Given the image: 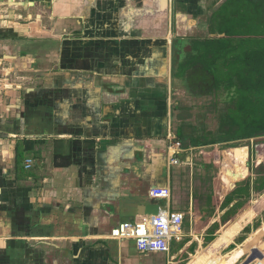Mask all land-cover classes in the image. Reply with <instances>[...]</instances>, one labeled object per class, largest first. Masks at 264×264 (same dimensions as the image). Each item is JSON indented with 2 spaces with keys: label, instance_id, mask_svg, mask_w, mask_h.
<instances>
[{
  "label": "crops",
  "instance_id": "0c3cea01",
  "mask_svg": "<svg viewBox=\"0 0 264 264\" xmlns=\"http://www.w3.org/2000/svg\"><path fill=\"white\" fill-rule=\"evenodd\" d=\"M223 1L0 0V264H174L249 209L244 190L228 196L221 180L215 200L192 154L240 140L223 139L222 122L217 136L183 140L187 108L173 103L181 79L208 73L180 75V64L195 41L219 36L212 16ZM151 204L183 216L177 250L143 254L112 237ZM261 214L216 255L248 239Z\"/></svg>",
  "mask_w": 264,
  "mask_h": 264
},
{
  "label": "rangeland",
  "instance_id": "374dc122",
  "mask_svg": "<svg viewBox=\"0 0 264 264\" xmlns=\"http://www.w3.org/2000/svg\"><path fill=\"white\" fill-rule=\"evenodd\" d=\"M217 26L219 27L220 24L217 23ZM189 47V46H187ZM188 48H186L185 52H188ZM184 48H181V55H185ZM180 55V57H181ZM192 54V51L190 53ZM206 77V79H205ZM212 76L208 73L205 76L204 72H195V74H192L191 76L186 78V82L184 79H181L178 84H176L173 87V103L178 102L181 107L187 108L186 110H183L180 112L179 116L181 115V118H177L178 122L177 125H182L183 134L180 135L183 140L186 141L188 137L194 136V137H201L203 136H217L219 131L220 123L225 121V116L227 114V109L229 107L233 106V102L231 100L235 97H237V94H233L235 90L228 89L227 84L224 83L220 86V88H217L214 86V80H212ZM211 80V87L209 89L210 95L207 97H199L195 98L192 97V93L194 90H196V87H203L205 85V81L208 82ZM193 102H196V125H193V120L191 117V113L188 112V107L193 104ZM205 102V103H203ZM205 104V105H204ZM194 106H192L193 108ZM205 110V112H204ZM199 111V112H198ZM234 117L230 118V114H228L227 122L222 130L223 138H230L233 136H245L255 133V111L251 116H246L245 111L242 112V115L245 116L247 119L244 121L243 118L241 120H238L235 116V110ZM194 113V112H193ZM190 115V116H189ZM190 119V120H189ZM238 120V121H237ZM250 121V122H249ZM206 122V123H205ZM249 122V123H248ZM190 125H187L189 124ZM202 124L205 125V127H202ZM250 124V126H249ZM192 133V134H190ZM222 148L226 155L222 156V160H218V153H215V151H218V149ZM239 149H246L242 153L239 152ZM204 151V153L202 152ZM196 159V162L203 166V170L207 171V176H205V181L211 183V186L208 185L207 191H211V195L215 200L218 198V184L219 180H221L222 184L226 181H229L230 178L228 176V171L233 176L234 174H238L236 170L240 169V167L244 165L247 174L244 178L239 179L237 181H233V183L228 185L227 195H234L238 193L240 190H244L245 196L244 204L247 207L252 201L258 200L260 197L262 198L264 196V136L257 137L253 139H246V140H240L236 142L228 143L227 145H224L222 147L219 146H213L206 149H197L192 153ZM226 161H224L225 157ZM246 162V163H245ZM210 166V170L206 169ZM210 175V176H209ZM255 180V192L251 194V189L249 188V182L252 180ZM258 204V206L252 210L253 216L251 217L250 222L257 218L261 213V216L257 219L255 224L253 225V228H257L253 233H251L250 237L246 239L242 244H239L234 251H232L230 254H226L224 256H217L216 253L208 258L207 260L203 259L204 250L198 252L195 256L189 259L191 254H194V250H197V245H201L202 248H205L209 246V242L211 241H197V244H192L189 248H187L186 252L181 254L177 259L172 261L174 264H234L235 261H238L243 254H245L249 250H254L257 256L251 257L247 260L244 264H251L250 262L253 261L256 257H263L262 260H257L256 264H264V200L262 203L254 201L252 203V206H256L255 204ZM243 204V205H244ZM239 209V205L237 206ZM250 209V207H249ZM237 210V209H236ZM246 219L247 217L244 216ZM244 218V219H245ZM243 219V220H244ZM241 218L234 222V226L232 230H235V233L237 234L242 230V228L246 225ZM190 226V223L189 225ZM199 228V227H198ZM195 228L194 230L198 229ZM232 228V225L230 226V229ZM188 230V228H187ZM245 234V233H244ZM242 235V234H241ZM245 236V235H243ZM236 238L235 243H239L242 239ZM233 239V238H232ZM231 239V241H232ZM186 240H184L185 242ZM230 241V242H231ZM184 242H177L176 240L172 241V248L173 251L177 250ZM229 242V243H230ZM181 243V244H179ZM185 244V243H184ZM200 246V247H201ZM234 248V247H233ZM246 248V252L244 251ZM254 248V249H253ZM201 250V249H200ZM219 251V250H218ZM238 252V253H236ZM262 252V254H261ZM236 253V254H235ZM202 254V255H201ZM234 255H239L234 259ZM175 256H173L174 258ZM246 259V256L244 257ZM243 258V259H244ZM169 258H166V260ZM171 260V259H170ZM190 260V261H189ZM160 262H157L155 259L152 260V264H159Z\"/></svg>",
  "mask_w": 264,
  "mask_h": 264
},
{
  "label": "trees",
  "instance_id": "16d2710c",
  "mask_svg": "<svg viewBox=\"0 0 264 264\" xmlns=\"http://www.w3.org/2000/svg\"><path fill=\"white\" fill-rule=\"evenodd\" d=\"M212 22L220 24L219 27L217 26L219 36L195 41L192 46L194 55L189 54L185 62L180 64V75L195 65H201L214 78L215 87L220 88L226 83L228 89L235 90L233 94H237V97L231 100L234 104L227 109L226 120L222 123L223 128L228 114L231 113L230 118L234 117L233 110L237 111L236 118L238 120L243 118L244 121L249 119L243 116L242 112L245 111L246 116H251L255 111L254 134L223 139L231 142L262 137L264 136V0H225L214 11ZM245 150L239 149V152ZM243 168L246 169L244 165L241 166L236 170L238 174L233 176L229 171L227 172L230 180L223 184V193L227 192L230 183L246 176L247 171ZM263 200L264 196L254 201L262 203ZM255 205V207L251 205L250 209H246L230 223L222 235L202 252L203 259L212 257L222 246L231 241L236 235L235 230H232L234 222L240 218L243 220L246 216L247 219L242 222L246 225L250 223L254 214L252 210H256L254 208L258 204ZM244 251H247L246 248ZM237 256L234 255V259ZM249 258L251 259V256ZM255 259L262 260L263 257Z\"/></svg>",
  "mask_w": 264,
  "mask_h": 264
},
{
  "label": "built area",
  "instance_id": "2783aa9c",
  "mask_svg": "<svg viewBox=\"0 0 264 264\" xmlns=\"http://www.w3.org/2000/svg\"><path fill=\"white\" fill-rule=\"evenodd\" d=\"M32 160L27 159L24 168L29 170ZM183 216L171 212L160 213L135 223H124L116 228L112 237L131 240L140 253H168L170 243L179 240L183 231Z\"/></svg>",
  "mask_w": 264,
  "mask_h": 264
},
{
  "label": "water",
  "instance_id": "95a60500",
  "mask_svg": "<svg viewBox=\"0 0 264 264\" xmlns=\"http://www.w3.org/2000/svg\"><path fill=\"white\" fill-rule=\"evenodd\" d=\"M143 208L145 209V211L141 212V214H143L144 216L146 215L148 217H155L160 214L159 206H157L156 204H151Z\"/></svg>",
  "mask_w": 264,
  "mask_h": 264
},
{
  "label": "flooded vegetation",
  "instance_id": "af4514ba",
  "mask_svg": "<svg viewBox=\"0 0 264 264\" xmlns=\"http://www.w3.org/2000/svg\"><path fill=\"white\" fill-rule=\"evenodd\" d=\"M195 66H193L192 68H194ZM204 71V70H203ZM212 80H214V78H212ZM204 86H206L208 89H210V87H211V80L210 81H208V82H206L205 81V85ZM226 120V119H225Z\"/></svg>",
  "mask_w": 264,
  "mask_h": 264
}]
</instances>
